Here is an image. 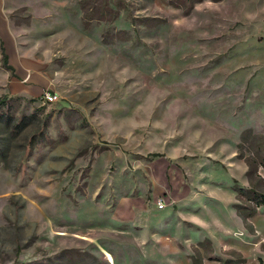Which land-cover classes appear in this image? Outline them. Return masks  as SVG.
<instances>
[{"label":"rangeland","instance_id":"374dc122","mask_svg":"<svg viewBox=\"0 0 264 264\" xmlns=\"http://www.w3.org/2000/svg\"><path fill=\"white\" fill-rule=\"evenodd\" d=\"M6 98L0 264L264 262V0H0Z\"/></svg>","mask_w":264,"mask_h":264},{"label":"trees","instance_id":"16d2710c","mask_svg":"<svg viewBox=\"0 0 264 264\" xmlns=\"http://www.w3.org/2000/svg\"><path fill=\"white\" fill-rule=\"evenodd\" d=\"M3 58L4 60H6L5 56H3ZM8 102L11 101H8L7 98L2 99L0 101V110L5 108ZM0 117H3V114L2 115L0 114ZM25 120L26 118L22 117V119L19 121L16 127H18V129L22 128L25 123ZM236 192L238 193V196L244 197L247 201L252 202L255 205V207H262L264 210V193H259L252 189L244 190L240 188H237ZM249 215H251V213ZM260 264H264V262L261 261Z\"/></svg>","mask_w":264,"mask_h":264},{"label":"built area","instance_id":"2783aa9c","mask_svg":"<svg viewBox=\"0 0 264 264\" xmlns=\"http://www.w3.org/2000/svg\"><path fill=\"white\" fill-rule=\"evenodd\" d=\"M55 101H57V96L54 93L46 92L42 96V102H43V104L53 103ZM157 206H158L159 209H162L164 207V204H163L162 201L159 200L157 202Z\"/></svg>","mask_w":264,"mask_h":264}]
</instances>
